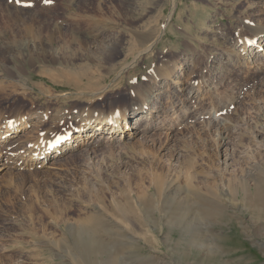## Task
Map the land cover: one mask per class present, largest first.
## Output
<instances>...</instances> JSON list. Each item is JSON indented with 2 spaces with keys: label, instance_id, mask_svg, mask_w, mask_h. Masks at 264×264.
Returning a JSON list of instances; mask_svg holds the SVG:
<instances>
[{
  "label": "rangeland",
  "instance_id": "1",
  "mask_svg": "<svg viewBox=\"0 0 264 264\" xmlns=\"http://www.w3.org/2000/svg\"><path fill=\"white\" fill-rule=\"evenodd\" d=\"M259 35L264 0H0V264H264Z\"/></svg>",
  "mask_w": 264,
  "mask_h": 264
},
{
  "label": "bare ground",
  "instance_id": "2",
  "mask_svg": "<svg viewBox=\"0 0 264 264\" xmlns=\"http://www.w3.org/2000/svg\"><path fill=\"white\" fill-rule=\"evenodd\" d=\"M237 3V2H236ZM239 3V2H238ZM243 4V3H242ZM237 6V5H236ZM239 6H241V5H239ZM239 9V8H238ZM79 18H80V16H78ZM80 20V19H79ZM87 20V19H86ZM81 26H82V24H81ZM253 29V28H252ZM255 30V34L257 33V34H261L262 32H260L259 33V31H257V30H259V29H254ZM254 36H258V35H254ZM263 37V40H264V35H259V37L258 38H262ZM264 42V41H263ZM245 48L247 47V42L245 43V46H244ZM259 47H261V45H259ZM262 49H263V47H262ZM88 77V76H87ZM84 78V77H83ZM71 79V78H70ZM70 79H67V80H70ZM71 81V80H70ZM70 83V82H69ZM78 85H80V84H78ZM77 85V86H78ZM82 85V84H81ZM223 103V102H222ZM136 105V104H135ZM156 106V105H155ZM226 106V105H225ZM149 107H143V106H139V107H137V110H136V107L135 108H131V110H132V112H130L131 113V116L132 115H134V114H136V113H138V112H140V111H144L145 109H148ZM140 110V111H139ZM126 112V111H125ZM123 116H125V113L123 114ZM146 115H143L142 117H140L136 122H135V125H129V123L126 121L125 122V125L128 127V128H132V129H140L141 127H144L145 126V124H146V122H147V120L145 119L146 117H145ZM94 123V126H92V124ZM13 124V123H12ZM112 124L113 125H107V126H105L106 124L105 123H102V122H98V123H95V120L93 121V122H88L87 123V125H85V127L84 128H82L83 129V131L81 132V133H84L86 130H88V129H91V130H89L88 132H89V135H87V134H85V136L87 135L90 139L89 140H92L93 139V142H91V143H94V141H95V139H94V137L95 136H97L96 135V133L98 132V131H100L101 133H100V135L102 134V133H104V130H107L106 131V135H108V136H111L110 134H112V136H113V134L115 133V132H118L117 130L118 129H121V125H120V123L118 122V120H115L114 122H112ZM123 128V127H122ZM18 128H16L15 130H14V132H12L13 134H16L17 132H18ZM120 131V130H119ZM16 132V133H15ZM8 134V132H6V133H4V134H1L0 135V137L1 138H7V137H9V136H11V135H7ZM80 135V134H79ZM4 136V137H3ZM82 136H83V134H82ZM104 136V135H103ZM61 137H62V135H61ZM60 137V138H61ZM104 137H106V136H104ZM60 138L58 139V140H60ZM99 138V137H98ZM97 138V139H98ZM223 138V137H222ZM72 139V136H69V138H67V141L68 140H71ZM57 140V143H56V145L55 146H53V147H55V149H54V151H60L61 150V148L59 147V146H57V144H58V142L59 143H62V141L60 142V141H58ZM44 153H46L45 151H43ZM42 152V150H41V153H43ZM61 152V151H60ZM197 179V178H196ZM201 183V182H200ZM200 183L198 184V186L200 185ZM243 182H240V184H238V185H241V186H243ZM260 196H261V194H260Z\"/></svg>",
  "mask_w": 264,
  "mask_h": 264
},
{
  "label": "snow or ice",
  "instance_id": "3",
  "mask_svg": "<svg viewBox=\"0 0 264 264\" xmlns=\"http://www.w3.org/2000/svg\"><path fill=\"white\" fill-rule=\"evenodd\" d=\"M22 0H17V3H21ZM46 3H51V0H45Z\"/></svg>",
  "mask_w": 264,
  "mask_h": 264
}]
</instances>
